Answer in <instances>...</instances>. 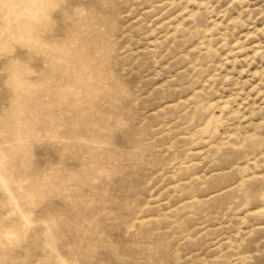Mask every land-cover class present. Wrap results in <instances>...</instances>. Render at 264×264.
<instances>
[{
    "label": "rangeland",
    "instance_id": "374dc122",
    "mask_svg": "<svg viewBox=\"0 0 264 264\" xmlns=\"http://www.w3.org/2000/svg\"><path fill=\"white\" fill-rule=\"evenodd\" d=\"M0 264H264V0H0Z\"/></svg>",
    "mask_w": 264,
    "mask_h": 264
}]
</instances>
